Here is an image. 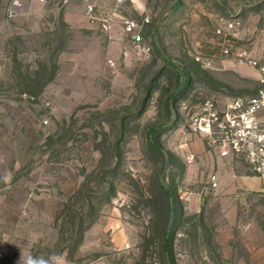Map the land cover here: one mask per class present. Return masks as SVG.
<instances>
[{
	"label": "rangeland",
	"instance_id": "rangeland-1",
	"mask_svg": "<svg viewBox=\"0 0 264 264\" xmlns=\"http://www.w3.org/2000/svg\"><path fill=\"white\" fill-rule=\"evenodd\" d=\"M161 1L142 56L122 19L90 21L88 0H0V264H264V194L205 190L187 129L203 101L259 89L264 0ZM161 185L174 196L167 254Z\"/></svg>",
	"mask_w": 264,
	"mask_h": 264
},
{
	"label": "built area",
	"instance_id": "built-area-1",
	"mask_svg": "<svg viewBox=\"0 0 264 264\" xmlns=\"http://www.w3.org/2000/svg\"><path fill=\"white\" fill-rule=\"evenodd\" d=\"M68 5L72 0H60ZM92 23L99 24L105 30L110 28V20H100L95 15L94 6L87 7ZM122 28L135 50L142 56H148L152 47L144 42V29L150 23L149 17L141 20L122 19ZM249 64L260 73V87L254 95L229 98L224 104L207 99L198 107L188 121V133L200 137L223 159L245 158L254 170L264 171V129L260 114L264 111V65L250 60ZM210 190L218 188L216 174L210 176ZM264 194V189H263Z\"/></svg>",
	"mask_w": 264,
	"mask_h": 264
},
{
	"label": "crops",
	"instance_id": "crops-1",
	"mask_svg": "<svg viewBox=\"0 0 264 264\" xmlns=\"http://www.w3.org/2000/svg\"><path fill=\"white\" fill-rule=\"evenodd\" d=\"M156 6H154V11L151 9L152 0H88V5L94 6L95 15L100 20L109 19L112 20L123 19V15L127 14L125 6L128 5L130 12L136 16L148 17V15L153 14L155 20H161L167 16L166 5L161 0H156ZM163 2V3H162ZM141 18V19H142ZM101 24V23H99ZM112 31V29H111ZM220 104H224V101H219ZM191 135V134H190ZM194 138L195 144L191 145V151L194 154H199L208 166V169L212 174H216L218 177V188L215 190H210V178L208 179L209 187L205 190L216 191L219 194L224 193H235L236 191H261L263 193L264 189V172L250 174L242 170L241 167L231 164L230 159H223L219 157L218 152L211 147H209L203 139L200 137L191 135ZM194 156V155H193ZM191 160L193 157L190 158ZM191 170L186 171V179L191 180L190 176ZM225 174L228 175V183H224ZM202 180H204L202 178ZM205 190L199 191L197 193L185 191L184 196L190 195L196 200L200 198L205 192ZM182 191H179L181 193Z\"/></svg>",
	"mask_w": 264,
	"mask_h": 264
},
{
	"label": "trees",
	"instance_id": "trees-1",
	"mask_svg": "<svg viewBox=\"0 0 264 264\" xmlns=\"http://www.w3.org/2000/svg\"><path fill=\"white\" fill-rule=\"evenodd\" d=\"M149 26V25H146V27ZM186 77V76H185ZM186 80H187V77H186ZM156 130L155 127H152L150 128V133H154V131ZM152 147L159 150L160 151V147L158 145H156L155 143H151ZM118 149L117 146L114 147V150H113V157L115 159H118L119 158V152H118ZM160 189L162 191V194H161V199L159 200L162 204V208L159 212L161 218H162V232H161V240L163 241V244H162V248L164 250V253L167 254L169 252V249L171 247V244H170V236H169V229H168V222H170L171 220V217L173 216V213H174V206H173V199H174V196H173V188L171 186L169 187H165L164 185H161L160 186ZM82 219L78 218V217H74L72 219V224L74 225V229H76L75 231H77L78 234H81V227H82V224H81V221ZM165 226V227H164Z\"/></svg>",
	"mask_w": 264,
	"mask_h": 264
},
{
	"label": "clouds",
	"instance_id": "clouds-1",
	"mask_svg": "<svg viewBox=\"0 0 264 264\" xmlns=\"http://www.w3.org/2000/svg\"><path fill=\"white\" fill-rule=\"evenodd\" d=\"M21 260H23V264H51L50 260H46L44 258L28 257L24 260L22 257Z\"/></svg>",
	"mask_w": 264,
	"mask_h": 264
}]
</instances>
